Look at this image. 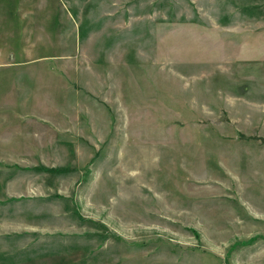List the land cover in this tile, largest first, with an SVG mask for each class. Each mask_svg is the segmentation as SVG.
Segmentation results:
<instances>
[{
    "label": "rangeland",
    "instance_id": "obj_1",
    "mask_svg": "<svg viewBox=\"0 0 264 264\" xmlns=\"http://www.w3.org/2000/svg\"><path fill=\"white\" fill-rule=\"evenodd\" d=\"M0 110V264H264V0H0Z\"/></svg>",
    "mask_w": 264,
    "mask_h": 264
},
{
    "label": "crops",
    "instance_id": "obj_2",
    "mask_svg": "<svg viewBox=\"0 0 264 264\" xmlns=\"http://www.w3.org/2000/svg\"><path fill=\"white\" fill-rule=\"evenodd\" d=\"M0 113H1V110H0ZM0 121H1V116H0ZM11 132L12 131H10V133L8 134V137H6L5 140L2 141L0 139V142H3L6 146H9V145L13 144V142H14L13 138L14 137H13V135H12ZM15 169H17V170L21 169L22 170V168H20L19 166H15ZM40 169H42L44 171V168L43 167H41Z\"/></svg>",
    "mask_w": 264,
    "mask_h": 264
},
{
    "label": "trees",
    "instance_id": "obj_3",
    "mask_svg": "<svg viewBox=\"0 0 264 264\" xmlns=\"http://www.w3.org/2000/svg\"><path fill=\"white\" fill-rule=\"evenodd\" d=\"M49 171H52V172L56 171V172H58V171H61V169L55 168V169H50Z\"/></svg>",
    "mask_w": 264,
    "mask_h": 264
}]
</instances>
